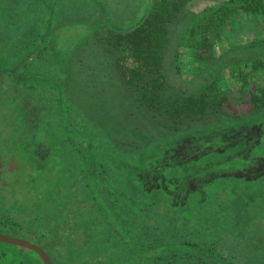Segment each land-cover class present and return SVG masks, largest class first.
<instances>
[{
  "label": "rangeland",
  "instance_id": "rangeland-1",
  "mask_svg": "<svg viewBox=\"0 0 264 264\" xmlns=\"http://www.w3.org/2000/svg\"><path fill=\"white\" fill-rule=\"evenodd\" d=\"M6 1L11 2V11L14 13V5L18 1ZM22 1L26 3V0ZM222 1L226 0H197L189 7V10L199 13L211 6L221 8V5L224 4L222 12H231L229 15L234 17L233 22H228L226 33L223 32L219 36L218 42L214 46L215 56L213 59L208 60V48L206 46L200 48L199 40L202 38L203 22H200V25L189 32L183 40L182 37L180 39V30L182 28V30H186L185 24L184 27L181 25L173 27L172 48L170 54L165 57L167 74L172 84L168 87L167 95L174 99L179 94L178 98L182 100L185 94L182 91L188 95L196 96L210 93L211 97L209 98L213 100L209 102L215 101L218 112L217 116L211 114L205 122L184 125L179 130L165 126L166 121H158L159 123L152 124L146 115L144 117L139 116L142 114V110L133 112L131 104L127 101L128 98L123 100L122 96L118 94L121 88L125 87V84L120 83V81L117 82L113 71L116 54L105 53L102 55L103 50L98 45L97 38L94 37L93 33L94 28L102 22H106L118 30L132 28L146 18L154 0H33L39 5L42 4L40 10L29 14V21H24L22 17L23 21L18 29L24 31L23 36L27 39V34L31 31L29 29L35 28L33 32L37 36L42 26H48V20L51 18V16L48 17V13L53 8L57 9L50 38V49L53 50L54 57L51 58L50 65L47 67L49 73L55 74L54 61L57 62L58 58L61 59L67 53H71L73 56L76 48L78 49L73 63L69 64L72 81L67 82V85H69L70 90L73 89L72 92L78 109L87 115H93L95 121L90 122L94 123L96 129L97 127L100 128L97 129L98 134L103 137L106 144L105 147L98 148V154L100 158L104 159L101 162L106 167L105 172H108V175L115 180L114 183L117 188L113 189L126 194H130L129 191L131 190V195L138 199L154 200L157 198V205H155L157 212L162 213V215L167 212V215L162 217L160 226L165 234H142L137 224L129 222L131 226L127 229V226L122 222V217L119 218L114 211L107 210L106 201L98 200L99 193L97 194L94 189V192L90 190L75 191L78 195L76 199L66 193L75 200L72 202L73 206L63 203L58 208H53L52 205L49 208L37 205L42 204L45 198L41 200V196L30 191L32 190L30 187L25 189L20 186L23 188L21 189L15 186L13 190V185H8L5 195L0 189V198H4L6 201L16 200L31 203L27 209L16 216L20 222L36 216H47L51 213L54 217L62 214L59 215L63 217L59 219L58 226H60L72 218L70 215L72 207L82 206L81 201H92L93 205L89 210L79 209L82 219L79 216L77 219L74 218V225L64 232V236H55L60 245V250L50 240L54 234L50 230L51 225L44 228H34L32 236L43 241L59 264H70V261L75 264H148L150 262L152 264H179L178 262L169 263L155 256L145 257L140 254L137 252L136 245L131 243L128 230H132V235L135 238L146 241L148 245L158 250L166 245L163 241H159L161 236H164L166 243L177 246L184 238H187L186 232L200 230L202 226L205 230H210L214 228L211 224L212 221L216 219L221 224V242L218 244V251L221 256L226 260H232L235 264H264V178L262 177L261 181L256 183L257 179L264 174V161H260L253 166L254 168L250 167V172L246 175H242L240 172L235 173L236 171L232 173L233 175H228V172L222 174L226 172L223 169L228 170V168L214 165L215 172L220 173L218 175L207 167L209 163L194 165L195 156L193 153L199 150V147L193 144L197 136L199 134L207 136L213 132V130L209 131L200 126L207 121H217L218 125L226 124L227 126L216 129L224 132L229 141V144L224 146L225 149H222V157H228L227 155L240 151V148L244 147V143L253 147L251 143L254 142V139L256 141L260 138L264 145L263 132L260 128H253L256 122H263L264 125V115L257 117L254 113L256 106L252 100V93H257L260 88L264 89V46L252 50L244 48L249 47L256 38L264 39V16L246 14L241 10L239 4L236 6L222 4ZM62 6L66 8L65 17L67 19L61 17L62 19L58 21L57 17L61 16V12H63V9L59 10ZM106 10L109 11V15L104 12ZM71 15L73 19L70 18ZM42 20L45 21L41 23ZM83 41L90 42V45L85 46L83 44L79 49V46L84 43ZM174 46H179V62L184 70L182 78H179L174 71L172 61ZM28 48L30 49L29 46ZM237 54H241V59L235 58ZM97 58L101 59L95 62ZM203 65L204 67L201 68ZM103 70L105 71L102 74ZM217 70L221 71L217 78L218 83L210 90L208 84L217 77ZM112 82H116V90L110 89L116 88L110 84ZM38 87L43 89L42 85ZM120 100H123L124 104ZM53 101L56 102V98ZM26 102L28 105L31 103L30 115L24 116L29 123L28 130H31V133L36 130L40 131L41 137L50 136L51 133L48 130L53 134H58L55 130L59 126L60 108H57L56 113L53 114L55 111L52 112L50 106L54 110L55 105L40 95L35 99L26 100ZM121 111H123L122 114L119 113ZM55 118H58V121L54 123L52 121ZM231 119L232 122L242 121L234 123V125L240 123L239 125L244 124L245 126L232 129L233 124L227 125ZM195 125L198 129L195 128ZM259 131L261 133H258ZM21 133L27 136L23 131ZM256 133L257 136H255ZM9 137L12 145L14 138ZM56 138L60 139L61 137L58 134ZM52 139L53 142H50L49 149H51V144L56 142L59 145V151H57L56 156L46 153L45 149L48 146L43 144L41 160L45 161L40 163L39 168L57 174L58 178L55 175L51 181L45 182L46 185L57 191L65 190L61 185L62 179H67V182L70 183L71 179L68 178H71L74 169L71 167L70 171L60 168L65 162H70L74 163V167L77 169L79 162L81 163L80 167L82 163L85 164L86 162L82 158L83 153L80 154L76 149V152L73 150L66 151L64 147L60 148L62 142L57 141L53 136ZM135 139L134 148L125 145L127 140L131 143ZM114 141L116 146H111ZM165 142H168L169 147L164 145ZM148 145L150 147L145 148ZM145 149H149L148 154L140 153L143 150L145 152ZM46 151L49 152V150ZM256 152L264 153V148H259ZM94 154L97 157V151ZM140 155L141 157H139ZM202 157L203 155L200 159ZM166 160L176 162L177 165H161ZM34 163L38 164L39 161L36 160ZM198 171H201V174L198 175ZM65 173L68 175L65 176ZM92 184L94 181L90 185L93 188ZM198 189H200L201 197L204 198L200 202L196 201L199 199L198 195L192 194ZM213 190L216 191L215 200L219 204L217 214L208 208L205 213L207 218L198 224L199 227H194L195 222L191 221L192 218L186 220V225H183L181 215H186L188 211L191 212L196 206H190L197 202L206 203V201H210ZM81 192H83L82 195ZM70 197L65 201H70ZM178 205L179 208H177ZM120 213L121 216L126 214L123 210ZM100 220L101 228H94L97 227ZM69 239H73V241L76 239V243ZM76 244L83 246L82 250L85 247L86 251L85 254L78 255L77 258L73 259L70 246ZM7 251L4 246H0L2 256ZM221 263L223 264V262ZM224 263L226 264V261Z\"/></svg>",
  "mask_w": 264,
  "mask_h": 264
},
{
  "label": "trees",
  "instance_id": "trees-1",
  "mask_svg": "<svg viewBox=\"0 0 264 264\" xmlns=\"http://www.w3.org/2000/svg\"><path fill=\"white\" fill-rule=\"evenodd\" d=\"M17 1L18 3L14 5L15 11L13 13V11H11V2L0 0V189H2V193H4V195L6 194L8 185H13V190L15 186L21 189L30 187L32 189L30 191L39 194L41 200L45 198L42 204L37 205L48 208L52 205L53 208H58L62 206L63 203L72 204V202L75 201L66 193H69L76 199L78 195L75 191L90 190L94 192V189L97 194L99 193L97 197L98 200L103 199L106 201L107 210L110 209L114 211L119 218L122 217V222L127 226V229L130 228V223H134L140 227L138 229L142 234H165L160 229V226L162 224L161 219L167 215V212L163 215L157 212V207L155 206L157 205V198L154 200L138 199L131 195V190L129 191L130 194L121 193L115 190L117 187L115 186L113 177L108 175V172H105L106 167L101 162L104 159L100 158L98 154V148L105 147L106 144L103 137L98 134L100 128L97 127V130L94 126L93 122L95 118L93 115H87L82 110L78 109L79 107L74 100L73 89L71 88L70 90L69 85H67V82L70 80L72 81L70 78L71 66H69V64L71 62L73 63L78 49L76 48L73 56L71 53H67V55L63 56L61 59L58 58L57 62L54 61V65L56 66L55 74L49 73V69H47L50 65L49 61L54 57V52L50 49V38L57 9L53 8L51 9L52 11L48 13V17L51 16L50 20H48V26H42V29L39 30L38 33L39 36H35L33 32L35 28H30L29 30L31 31L28 32L27 39H25L23 36L24 31L18 29V26L23 21L22 17L24 21H29V14L39 11L42 4L39 5L33 2V0H26V3L22 0ZM196 1L197 0H154L146 18L132 28L118 30V28L106 24V22H102L93 30L95 35L93 36L97 38L96 40L99 44L96 43L103 50L102 55L105 53H115L117 55V57L115 55L113 71L117 82L120 81V83L122 82L125 84V87L121 88L120 92H118L119 96L121 95L123 100L126 97L128 98L127 101L131 104V109L134 113H136V110H142V114L139 115L140 117L146 115L147 118L152 121V124L155 122L159 123L158 121H166L165 126H171V129L175 130H179L182 126H188L191 123L205 122L211 114L217 116L218 112L216 111L217 106L215 101L209 102L213 100L209 98L211 97L210 93L196 96L188 95L186 92L182 91V93H185L182 100L178 98L180 96L179 94L176 96L177 98L174 99H171L170 96L167 95L168 87L172 86V84L167 74L165 57L167 54H170L169 52L172 48L171 35L173 27L175 25L184 27L185 24L186 30H182L183 28L180 30V39L182 37L183 40L189 32H192L200 25V22H203L204 26L201 31L202 38L199 40V44L200 48L205 46L208 48L207 58L211 60L213 56H215L214 46L218 42L219 36L223 32L226 33L228 22H233L234 20V17L229 15L231 12H222L223 3L234 6L239 4L241 10L246 14L249 13L255 16H260L261 14L264 16V0H226L222 1L223 5H221V8L211 6L199 13L189 10V7ZM62 7L59 8V10L63 9V12H61V16L57 17L58 21L62 19L61 17L67 19L65 17L66 8H64L65 6ZM104 12L109 15L108 10ZM70 18L73 19L72 15ZM186 20L187 23H185ZM44 21L45 20H42L41 23ZM83 42L84 43L79 46V49H81L83 44L85 46H88V44L90 45L88 41ZM260 46H264V39L256 38L250 43L249 47L244 48H250V50H252L258 49ZM178 49L179 46L173 47L172 51L174 52L172 61L175 74L179 78H182L184 70L179 62ZM235 58L238 60L241 59V54H237ZM100 59L101 58H97L95 62L100 61ZM203 67L204 65L201 68ZM104 71L105 70L102 71V74ZM220 72V70H217V77L208 84L210 90L217 85V78ZM110 84L116 87V82ZM39 85H42L43 89H39ZM110 89L116 90L117 87ZM124 93H126V95H124ZM39 95L55 105L54 110L51 109L50 106V110L52 112L55 111L53 114L56 113L57 108H60L61 117L59 126L55 131L62 139H57L56 137H58V134H53L50 130L48 131L57 141L62 142L60 148L64 147L66 151H75L76 149L80 154L83 153L84 156L82 158L86 162L85 164L82 163L81 167V163L79 162L77 169L74 167L75 164L70 162H65L60 168L61 170L70 171L72 168L74 169L71 178L67 177L71 179L70 183L67 182V179H62L61 185L65 190L60 189L57 191L46 185L45 182L51 181L55 175L57 177V174L49 173L39 168L40 163L45 161L41 160V149L43 148V144L48 146L45 152L53 154L54 156H56L58 153L57 151H59V145L54 142L51 144V149H49L50 142H53L52 136L45 135L41 137L40 131L38 130L31 133V130H28L29 123L27 119L24 118V116L30 115L29 108L31 103L28 105L26 100L35 99ZM55 98L56 102L53 101ZM123 100H120V102L124 104ZM252 100L256 106V112L254 113L257 117L263 116L264 89L260 88L257 93H252ZM50 102H48L49 105ZM122 112L123 111L119 113L122 114ZM144 112H146V114H144ZM57 121L58 118H55L52 122L55 123ZM231 122L232 119L227 122V125L230 126L233 124L232 129H239V127L244 125H239L240 123L234 125V123L242 122L241 120ZM218 124L217 121H207L205 124L200 125L205 127L206 130H213V132L207 136L200 134L197 136L193 144L198 146L199 150L193 153V156H195L194 165L198 163H209L207 167L218 175H220V173L215 172V168H213L214 165L226 166L228 168V170L223 169L226 172L222 174L228 172V175H233L232 173L236 171L235 173L240 172L242 175H246L250 172V167L257 165L260 161H264V153L256 152L257 149L264 148L260 138L256 141L254 139V142L251 143L253 147H251L250 144L246 145L244 143V147H241L240 151L232 155H227L228 157H222V149H225L224 146L229 144V141L224 132L216 130L218 128L227 127L226 124L222 126ZM253 126H255L253 127L255 129L260 128L263 132L262 136H264L263 122H256ZM195 128L198 129L197 125H195ZM39 129L44 130L43 128ZM21 131L27 134V136L23 135ZM261 131L258 133H261ZM257 135L256 133L255 136ZM9 136L14 138L12 145ZM135 142L136 139L131 143L127 140L125 145H130L134 148ZM164 145L169 147L168 142H165ZM111 146H116V142L114 141ZM149 147L150 145L145 148ZM46 150H49V152ZM148 150L149 149L145 152L143 150V152L140 153L148 154ZM96 151L97 157L94 154ZM205 154L206 157L204 158ZM201 155H203L202 159H200ZM139 157H141V155ZM36 160L39 161L38 164L34 163ZM248 163H250V165H248ZM172 164L177 165L176 162L168 160L161 163V165ZM200 172L201 171H198V175L201 174ZM64 175L67 176L68 174L65 173ZM262 177L264 178V174L257 179L256 183H259ZM92 181H94V184H92L93 188L90 186ZM110 182H112V184H110ZM20 186H23V188ZM76 187L77 190H75ZM82 193L83 192H81V195ZM194 193H196L199 198L196 201L200 202L204 199L201 197L200 189L192 194ZM69 197L70 201H65ZM215 197L216 191L213 190L211 191L210 201H206V203L197 202L190 206L196 207H194L191 212L188 211L186 215H181L182 224L186 225V220L188 221L192 218L191 221L195 222L194 227L197 228L199 223H202L204 219L206 220L207 214L205 215V213L208 208L217 214L219 211V204L215 200ZM149 198L151 199L152 197ZM7 201L4 198H0V233L26 239L42 247L48 253L53 264H59V262L54 255H51L52 252L49 251L41 239L32 236L35 230L34 228H44L47 225H51L50 230L54 234L50 240H52L56 248L60 250V245L56 237L65 235L64 232L74 225V218L77 219L79 216L80 219H82L80 210H89L93 205L92 201H81L82 206L71 208L72 211L70 215L73 219L71 218L67 223L58 226L59 219L63 218L59 215L62 214L58 216L55 215L54 217L51 213L47 216H36L28 218L24 222H20L16 219V216L27 209L31 203L16 200ZM77 204L79 206L78 202ZM179 207L178 205L177 208ZM122 210L126 212L125 216H121L120 212ZM211 224L214 228L210 230H205L202 226L200 230L196 229L186 232L187 238H184L177 246L166 243L167 241H165L164 236H161L159 241H163L166 245L158 250L148 245L146 241L135 238L132 235V230L129 229L130 231L128 230V232L130 233L131 243L136 245L137 252L145 257L155 256L166 262H178L179 264H222L221 262L225 264V261L226 264H235L232 260H226L219 254L218 244L221 242V224L217 219L212 221ZM101 226L100 220L98 221L97 227L94 228L98 229L101 228ZM69 240L76 243V239H74V241L73 239ZM78 244L70 246L73 259L77 258L78 255L85 254L86 248L84 247L82 250L83 246ZM0 246H4L8 250L3 256L1 255L2 252H0V264L3 262H5V264H44L41 256L31 249L3 242H0ZM70 264L75 263H71L70 261Z\"/></svg>",
  "mask_w": 264,
  "mask_h": 264
},
{
  "label": "water",
  "instance_id": "water-1",
  "mask_svg": "<svg viewBox=\"0 0 264 264\" xmlns=\"http://www.w3.org/2000/svg\"><path fill=\"white\" fill-rule=\"evenodd\" d=\"M0 242L25 247L37 252L43 259L44 264H53L48 253L40 246L22 238L12 237L0 233Z\"/></svg>",
  "mask_w": 264,
  "mask_h": 264
}]
</instances>
